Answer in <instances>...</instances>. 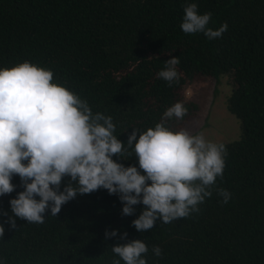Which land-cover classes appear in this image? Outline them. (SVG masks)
I'll list each match as a JSON object with an SVG mask.
<instances>
[{
    "label": "trees",
    "instance_id": "obj_1",
    "mask_svg": "<svg viewBox=\"0 0 264 264\" xmlns=\"http://www.w3.org/2000/svg\"><path fill=\"white\" fill-rule=\"evenodd\" d=\"M197 3L199 12L212 13L214 30L227 22L221 37L182 31L185 0H0V67L27 60L52 69L54 80L87 99L94 113L113 117L119 140L153 127L176 101L188 113L168 124L184 128L199 110L185 90L219 78L227 80L226 109L240 125L239 140L225 143L224 174L199 212L137 231L131 222L145 206L122 215L118 195L101 187L62 205L57 217L46 211L42 224L5 223V264H112L111 246L125 241L106 239V229L143 239L148 264H264V0ZM170 55L179 57L181 73L171 86L158 76ZM113 159L138 167L135 154ZM12 183L16 189L0 196V223L23 190L18 174ZM218 188L231 193L227 203Z\"/></svg>",
    "mask_w": 264,
    "mask_h": 264
},
{
    "label": "clouds",
    "instance_id": "obj_2",
    "mask_svg": "<svg viewBox=\"0 0 264 264\" xmlns=\"http://www.w3.org/2000/svg\"><path fill=\"white\" fill-rule=\"evenodd\" d=\"M211 17V12H199L197 0H185L180 27L186 34L219 38L228 24L214 30L209 26ZM164 63L158 76L169 86L179 82V57L171 56ZM187 113L184 102L176 101L153 127L134 128L125 143L115 134L113 117L94 113L87 99L54 80L52 69L27 60L0 67V196L16 189L14 175H19L23 187L9 200L10 211L2 213L7 220L0 223V241L5 223L15 228L16 218H22L42 224L46 211L57 217L62 205L101 187L118 195L122 215L136 213L138 204L145 206L131 222L137 231L199 212L224 174L228 153L223 142L208 139L203 130L193 134L169 126V120L183 119ZM133 154L138 167L113 159L118 155L126 160ZM66 176L70 180L61 190ZM216 191L222 203L231 198L227 189ZM127 236L126 231L118 235L117 229L105 230L106 239L125 241L111 246L118 257L112 264L121 260L148 264L146 242ZM152 252L160 256L162 249L153 245ZM0 264L5 261L0 259Z\"/></svg>",
    "mask_w": 264,
    "mask_h": 264
},
{
    "label": "rangeland",
    "instance_id": "obj_3",
    "mask_svg": "<svg viewBox=\"0 0 264 264\" xmlns=\"http://www.w3.org/2000/svg\"><path fill=\"white\" fill-rule=\"evenodd\" d=\"M231 94L225 78L206 81L189 87L184 92L185 100L196 103L199 110L184 128L195 134L203 130L208 139L230 143L240 138L239 121L226 109Z\"/></svg>",
    "mask_w": 264,
    "mask_h": 264
}]
</instances>
